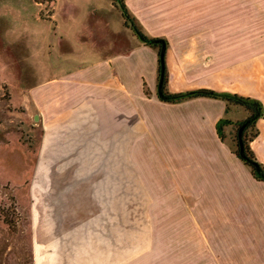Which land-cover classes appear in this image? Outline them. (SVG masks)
Listing matches in <instances>:
<instances>
[{"label":"rangeland","instance_id":"1","mask_svg":"<svg viewBox=\"0 0 264 264\" xmlns=\"http://www.w3.org/2000/svg\"><path fill=\"white\" fill-rule=\"evenodd\" d=\"M37 1L41 4L0 2V18L7 24L0 30V264H52L54 253L55 264H264V246L251 243L245 237L249 232L235 222L214 229L211 222L203 224L207 221L200 214L198 223L212 247L201 239L187 200L171 191L158 158L160 151L161 159L177 153L181 162L187 145H166L155 134L152 139L133 133L126 124L125 133L119 134L120 121L103 113L100 102L88 96L83 101L72 98L65 78L96 62L104 65L97 70L106 76L111 71L105 63L108 56L115 59L133 44H144L126 26L113 0L108 13L115 30L106 27L104 18L91 15L95 3L90 0H73L71 6L62 0L60 14L75 15V31L67 29L64 38L55 31L52 0ZM245 23L241 19L239 25ZM256 28H264V0H253L251 29ZM90 104L94 126L85 122ZM249 115L235 107L227 118L243 121ZM239 123L225 128L235 151ZM46 135L49 142L43 145ZM86 139L87 145L112 142L105 162L92 183H86L77 181L85 176L71 157V166L61 174L66 180L58 188L50 156L62 153L58 145ZM120 187L124 196H117ZM97 189L108 193L106 203H100ZM100 204L108 207L103 224Z\"/></svg>","mask_w":264,"mask_h":264},{"label":"crops","instance_id":"2","mask_svg":"<svg viewBox=\"0 0 264 264\" xmlns=\"http://www.w3.org/2000/svg\"><path fill=\"white\" fill-rule=\"evenodd\" d=\"M101 1L90 0L95 3L91 5V15L104 18L107 28L113 27V19L108 13L109 0L103 1L104 7ZM61 2L52 0L51 18L55 31H60L64 38L67 29L75 31L72 23L75 15L60 14ZM124 2L151 38L168 42L166 88L169 93L209 89L257 98L264 103V42L259 40L264 38V28L251 29L253 0ZM64 4L71 6L74 1L65 0ZM241 19L246 21L244 25H239ZM122 23L124 25V21ZM5 24L0 18V30L7 29ZM238 26L241 28L238 29ZM106 59L105 63L111 70H107L106 76L98 73L97 69L104 65L96 62L81 67L65 78V82L71 84L72 98L83 101L88 96L100 102L103 113L120 121V129L117 127L116 130L119 134L125 133L123 125L126 124L133 133L143 132L152 139L155 134L159 140H165L166 145L167 142L169 145H187L181 162L175 157L177 153L165 154V159H161L160 151L158 158L162 168H165L171 191L187 200L188 212L192 213L197 230L202 232L204 243L212 247L203 231V224L209 225L211 222L215 229L216 225L230 221L235 222L236 227L241 228L239 230L249 232L246 236V232L242 235L249 238L251 243L264 246V182L257 180L237 157L226 136L222 140L218 135L217 123L228 116L226 103L211 98H196L181 103L162 102L158 98V51L150 46L133 44L118 53L116 60L110 56ZM113 70L118 73H113ZM253 84L257 88H249ZM111 107L113 113L110 112ZM93 110L90 104L91 113L85 121L87 126L96 125L91 120L95 119ZM67 114L70 116L71 111ZM241 119L235 117L229 120L241 122ZM257 126L260 134L250 146L258 161L264 164V119ZM117 142H120V138ZM71 157L75 159V166H80L83 152L68 148L59 155L50 156L52 162L47 161L54 168L51 173L56 186L65 182L66 177L63 179L61 174L71 166ZM41 169L46 172L44 168ZM95 174L90 173L77 181L92 183ZM200 214L204 215L206 223H198ZM213 255L215 257L214 251ZM56 257L55 253L51 254L52 264H55Z\"/></svg>","mask_w":264,"mask_h":264},{"label":"trees","instance_id":"3","mask_svg":"<svg viewBox=\"0 0 264 264\" xmlns=\"http://www.w3.org/2000/svg\"><path fill=\"white\" fill-rule=\"evenodd\" d=\"M115 5L121 10L126 26L132 30L139 38L140 35L150 40L151 43H144L147 46L155 48L158 51V98L166 103H181L196 98H211L222 100L226 103V114L235 107L244 108L250 115L247 119L238 124L236 133L238 148L235 151L237 157L251 170L253 176L264 182V164L260 163L252 150L250 144L259 136L258 122L264 119V104L260 99L247 97L231 92H217L209 89H198L186 91L177 94H171L167 91V67H166V51L168 42L165 39L147 37L143 33L142 26L136 17L129 10L124 0H113ZM146 93L149 95L148 91ZM233 125L228 118L222 119L217 123V132L222 140H225L226 126ZM243 128L241 137H239L240 129ZM248 137V138H247ZM250 138V139H249ZM249 139V140H248ZM240 140L244 144L241 149Z\"/></svg>","mask_w":264,"mask_h":264},{"label":"flooded vegetation","instance_id":"4","mask_svg":"<svg viewBox=\"0 0 264 264\" xmlns=\"http://www.w3.org/2000/svg\"><path fill=\"white\" fill-rule=\"evenodd\" d=\"M88 139H86L84 142H81L76 145H58V147H61L60 152L64 151L65 149L68 148H74V149H80L81 152H83V161L81 163L80 167V175L87 176L90 173L96 172L100 169L101 165L105 162L106 157L108 156V152L111 149L113 145H85L87 144ZM56 146V145H54ZM105 150V151H104ZM108 150V151H107ZM96 165L95 168H93L91 165ZM93 168V169H92ZM103 175L104 173H100ZM106 175V174H105ZM102 189V188H101ZM100 190L97 189L96 194L97 197L100 198V203L104 202L106 203L105 198L107 197L108 193L105 190ZM117 196L124 195L123 194V187H120L118 190ZM112 195V193H111ZM101 205V204H100ZM101 207V213H102V218L101 223L103 224L105 221H107V218H104V214H107L108 207L103 204L100 206ZM78 256V255H75ZM77 263V262H76Z\"/></svg>","mask_w":264,"mask_h":264},{"label":"water","instance_id":"5","mask_svg":"<svg viewBox=\"0 0 264 264\" xmlns=\"http://www.w3.org/2000/svg\"><path fill=\"white\" fill-rule=\"evenodd\" d=\"M139 39L142 43H151L150 40L146 39L145 37H143L142 35L139 36ZM242 131H243V128L240 129V134H239V137H241V134H242ZM47 141H49L48 139V136L46 135L44 137V144L43 145H46ZM240 146H241V149L244 148V144L242 143V140H240Z\"/></svg>","mask_w":264,"mask_h":264}]
</instances>
